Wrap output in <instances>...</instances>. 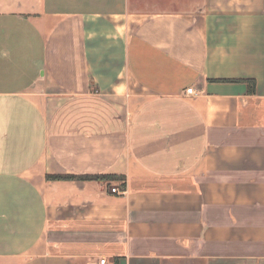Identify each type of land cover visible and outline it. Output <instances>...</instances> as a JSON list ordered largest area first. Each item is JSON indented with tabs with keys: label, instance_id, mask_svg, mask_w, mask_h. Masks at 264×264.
Masks as SVG:
<instances>
[{
	"label": "crops",
	"instance_id": "1",
	"mask_svg": "<svg viewBox=\"0 0 264 264\" xmlns=\"http://www.w3.org/2000/svg\"><path fill=\"white\" fill-rule=\"evenodd\" d=\"M0 264H264V0H0Z\"/></svg>",
	"mask_w": 264,
	"mask_h": 264
},
{
	"label": "trees",
	"instance_id": "2",
	"mask_svg": "<svg viewBox=\"0 0 264 264\" xmlns=\"http://www.w3.org/2000/svg\"><path fill=\"white\" fill-rule=\"evenodd\" d=\"M75 175H67V174H51V175H46V178L48 180H67V179H74ZM107 176H101V175H92V176H81L79 178H84V179H102Z\"/></svg>",
	"mask_w": 264,
	"mask_h": 264
},
{
	"label": "built area",
	"instance_id": "3",
	"mask_svg": "<svg viewBox=\"0 0 264 264\" xmlns=\"http://www.w3.org/2000/svg\"><path fill=\"white\" fill-rule=\"evenodd\" d=\"M192 91H193L192 88H187L186 89V93H192ZM110 191L113 192V193H117V192H120L121 189H119L118 187H112V188H110ZM100 262L103 263L104 259H100Z\"/></svg>",
	"mask_w": 264,
	"mask_h": 264
}]
</instances>
